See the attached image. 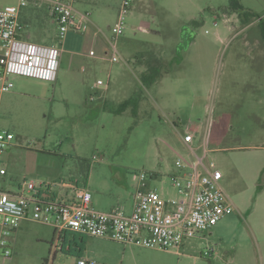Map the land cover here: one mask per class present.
Instances as JSON below:
<instances>
[{
    "label": "rangeland",
    "instance_id": "obj_1",
    "mask_svg": "<svg viewBox=\"0 0 264 264\" xmlns=\"http://www.w3.org/2000/svg\"><path fill=\"white\" fill-rule=\"evenodd\" d=\"M17 1L0 0V8ZM122 2L73 0L89 22L63 40L45 3L21 7L23 33L61 47V65L54 82L12 76L1 96L0 130L13 139L0 157V189L33 180L56 184L53 192L66 199L76 187L90 192L96 209L129 211L140 171L157 173L144 180L147 187L175 194L167 175L189 155L181 134L196 127L234 210L167 250L87 235L69 245L56 240L52 225L25 220L0 264H77L80 256L94 264H199L212 255L225 264L217 258L225 250L255 246L264 223V0H238L242 9L228 0H128L117 35ZM155 61L160 77L145 84ZM132 96L136 109H121Z\"/></svg>",
    "mask_w": 264,
    "mask_h": 264
},
{
    "label": "built area",
    "instance_id": "obj_2",
    "mask_svg": "<svg viewBox=\"0 0 264 264\" xmlns=\"http://www.w3.org/2000/svg\"><path fill=\"white\" fill-rule=\"evenodd\" d=\"M29 0H18L16 5L0 8V99L13 86L12 76H26L54 82L60 65L62 48L55 43L43 44L22 38L25 25L19 19L22 6ZM46 3L52 21L56 24V37L63 40L69 31L82 30L89 22L88 12L78 11L73 0H34ZM128 0L120 8L116 34L122 33ZM111 59L117 57L113 54ZM98 79L95 86L102 85ZM187 129L183 143L189 155L175 160L177 172L167 175L175 189L173 196H165L156 188L147 187L144 180L156 178V172L140 171L133 177L142 181L129 211L123 208L99 210L91 204V194L85 189H73V196L64 199L53 192L56 184L24 181L15 191L0 189V253H11L10 235L25 220L50 224L56 240L68 231L85 234L121 244H134L149 248L179 249L188 239L207 231L223 216L234 210V204L222 185V172L208 160L207 137L204 134L197 154L193 147L195 133ZM13 134L0 130V157L11 144ZM0 161V174H4ZM77 264H94L79 257Z\"/></svg>",
    "mask_w": 264,
    "mask_h": 264
},
{
    "label": "crops",
    "instance_id": "obj_3",
    "mask_svg": "<svg viewBox=\"0 0 264 264\" xmlns=\"http://www.w3.org/2000/svg\"><path fill=\"white\" fill-rule=\"evenodd\" d=\"M31 1L34 2V0H31ZM34 5L37 8L41 6V4H35V3H34ZM45 5H47V4L45 3ZM21 13L22 12L20 9L19 19L21 22H23L25 20H23V21L21 20ZM25 22H23L24 25H26ZM23 32H22L21 36H25L26 38L30 37L29 32L26 34H24ZM60 65H61V63H60ZM193 129H195L197 131L196 127H193ZM186 130H184L183 133L181 134V143H182L183 147H185V149L190 152V149L188 148V146H186L182 141V135L184 134V132ZM199 144H200V140L197 139V136L195 135L194 141H193V147L195 148V151L198 150ZM67 234L68 235H64L63 237H64V240L66 242H68V244L70 245L72 243L73 236H71V234L69 232H67ZM254 239H255V246L253 248L252 247H240V248L227 249L224 252L225 257L223 255V257L221 258L218 255L217 258L225 261V264H264V223L262 224L259 231L254 233ZM104 240H106V239H104ZM80 257H82V256H80ZM214 258H215V256H213V255L211 256V259L199 257V264H217Z\"/></svg>",
    "mask_w": 264,
    "mask_h": 264
},
{
    "label": "trees",
    "instance_id": "obj_4",
    "mask_svg": "<svg viewBox=\"0 0 264 264\" xmlns=\"http://www.w3.org/2000/svg\"><path fill=\"white\" fill-rule=\"evenodd\" d=\"M229 2V8L230 9H242V6L240 5V3L238 2V0H228ZM245 15H249V13L244 12ZM250 16V15H249ZM162 69V63H160L159 61H155L152 62L151 64H149L147 66V69L145 70V72L142 75V79L144 81L145 84H151L154 81H156L161 74V70ZM128 105H132L134 107V110L136 109L137 106V97L136 96H132L129 99L123 101L120 105V108L123 109ZM72 236H73V241H75L76 237H80L83 238L85 234H81V233H77L74 231H68ZM67 235V232L64 234Z\"/></svg>",
    "mask_w": 264,
    "mask_h": 264
}]
</instances>
